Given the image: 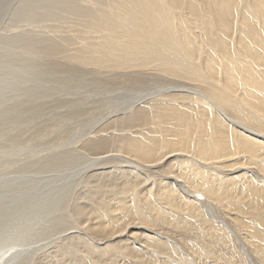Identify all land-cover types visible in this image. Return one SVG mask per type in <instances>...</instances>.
Masks as SVG:
<instances>
[{"label": "bare ground", "instance_id": "obj_1", "mask_svg": "<svg viewBox=\"0 0 264 264\" xmlns=\"http://www.w3.org/2000/svg\"><path fill=\"white\" fill-rule=\"evenodd\" d=\"M59 11L57 36L26 50L183 87L146 94L81 137L80 150L102 158L72 193L31 201L30 226L0 235V245L29 243L1 251L0 264H171L183 251L200 264H238L234 240L264 260V0H67ZM58 154L41 165L71 156ZM199 196L241 236L212 220ZM69 212L83 216L89 237L54 232Z\"/></svg>", "mask_w": 264, "mask_h": 264}, {"label": "rangeland", "instance_id": "obj_2", "mask_svg": "<svg viewBox=\"0 0 264 264\" xmlns=\"http://www.w3.org/2000/svg\"><path fill=\"white\" fill-rule=\"evenodd\" d=\"M66 2L67 0H0V235L3 236L30 226L33 211L31 201L45 197L49 201L56 195L63 198L64 194L72 193L76 188L73 186L79 173L89 172L90 168L98 164L93 161L96 155L86 154L79 147L80 142L83 143L81 137L86 133L89 135L93 127L99 126L113 111L123 113L129 104L132 105L146 94L154 95L172 85L183 87L172 79L148 74L136 76L138 81L130 82L132 77L128 80L121 74L113 76L79 64L64 63L60 59L57 64L56 60L45 55L37 56L31 50H26V43L50 42L57 36L56 23L51 21L65 16V12L59 11V8ZM52 61L61 68L56 67ZM62 66L67 68L63 69ZM66 151L71 156L65 155L63 158L66 159L59 166L48 163L41 165L40 161L44 158L57 153L65 154ZM99 156L101 159L103 155H97L95 160ZM32 161L38 163L36 167L32 166ZM31 180L38 182L32 191L31 188L26 190L21 186V183ZM66 187L73 188L69 190ZM79 187L82 188V185ZM79 187L69 200L77 197ZM85 192L83 189L79 196L82 197ZM199 198L209 217L213 213L212 220L220 225L229 224L241 236V230L234 226L225 210L214 203H206L207 200L200 196ZM65 209L66 206L62 211L65 212ZM70 214L71 212L64 213V226L53 229L54 232L89 235L83 231V216H78L76 222ZM165 236L169 241L182 246L180 236L173 233H166ZM233 242L232 245H236L235 258L238 264H264L261 255L253 253L247 243L243 249L235 240ZM25 243L29 242L6 241L0 245V252L8 248L22 249L21 244ZM51 251L53 249L49 252ZM14 260L12 258L6 264L18 262ZM170 263L200 264L186 251H183L181 261L170 259Z\"/></svg>", "mask_w": 264, "mask_h": 264}]
</instances>
